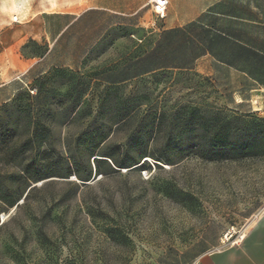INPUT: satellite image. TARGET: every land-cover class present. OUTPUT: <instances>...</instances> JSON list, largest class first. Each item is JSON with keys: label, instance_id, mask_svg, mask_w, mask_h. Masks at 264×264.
<instances>
[{"label": "rangeland", "instance_id": "374dc122", "mask_svg": "<svg viewBox=\"0 0 264 264\" xmlns=\"http://www.w3.org/2000/svg\"><path fill=\"white\" fill-rule=\"evenodd\" d=\"M213 1L157 19L148 0H0V57L25 41L34 64L0 89L20 88L0 104V264H188L264 209L262 86L193 60L186 27ZM248 1L241 39L264 51V0H235L243 18ZM36 121L48 142L21 146ZM224 125L242 129L233 150L214 141Z\"/></svg>", "mask_w": 264, "mask_h": 264}, {"label": "crops", "instance_id": "0c3cea01", "mask_svg": "<svg viewBox=\"0 0 264 264\" xmlns=\"http://www.w3.org/2000/svg\"><path fill=\"white\" fill-rule=\"evenodd\" d=\"M237 3V4H235ZM252 6V17L250 18V1H248V14L247 18H243L239 14V10L237 8L238 2L235 0H214L209 7L207 8V14L204 16L205 19H210V17L216 18L215 22L217 25L224 26L223 30L226 31L228 36H242L243 33L241 30L240 22H247V25L250 26V23L254 26L256 24L255 20V5L254 2ZM169 5V0H168ZM236 5V6H235ZM168 8V7H167ZM167 11V10H166ZM166 16V15H165ZM165 18V17H164ZM264 28V22H263ZM237 38V37H236ZM256 41V38L253 37V41ZM25 41H21L20 44H15V49L17 46V52H14L13 55L7 56V61L4 58L0 57V65L2 68L0 69V89L3 87H8L7 85L16 78H25L26 75L31 71L34 67V64L31 61V58L24 57L20 52L19 48L23 45ZM261 43L264 44V39L261 40ZM254 50L256 49L254 46L250 45ZM138 61V59L134 60ZM136 63V62H135ZM220 64V63H218ZM227 67L224 64H220ZM57 67V66H54ZM231 68V67H228ZM44 71H41L43 73ZM149 72L145 70L144 73ZM135 75L143 74L142 71L132 72ZM115 74H107L104 78L105 82H117L120 79L114 78ZM256 86H262V90L264 91L263 85H252L249 86V89L257 90ZM20 89L19 87L10 88L9 94L5 98L0 99V104L9 99L10 96ZM188 264H264V209L256 216V218L252 221V223L246 228L243 233V236L240 240L234 243H221V245L203 251L195 256Z\"/></svg>", "mask_w": 264, "mask_h": 264}, {"label": "trees", "instance_id": "16d2710c", "mask_svg": "<svg viewBox=\"0 0 264 264\" xmlns=\"http://www.w3.org/2000/svg\"><path fill=\"white\" fill-rule=\"evenodd\" d=\"M216 18L210 17L209 25H201L198 22H190L186 28L190 29L193 27H197L201 34L198 35V47L200 48L199 53L193 57V60L202 56L204 54H210L216 63L224 64L227 67H231L242 74H244V83L248 84V86L263 85L264 86V51H258L257 49H253L246 42L241 39V36H228L227 32L223 31L224 26L217 25L215 22ZM186 29H180L181 32H185ZM237 37V38H236ZM264 45V44H263ZM154 49L148 52L145 55V58L150 57ZM151 53V54H150ZM58 69V68H56ZM62 70H57L56 72H60ZM117 82H107L109 84H116ZM75 106L70 109H74ZM260 121L264 124V119H260ZM35 124L32 133L29 138L24 140L21 146L24 147H40L48 142L45 135L40 132V128H42L41 123L36 121L33 122ZM241 129V128H240ZM236 128L231 130L226 125L222 126V128L215 129L214 131V141L221 140V144L223 146H229L230 150L236 148L237 144L235 142H230V137L232 136V131H241ZM105 137L96 136L91 138V142L98 145L103 141ZM27 144L31 146H26ZM27 149V148H26ZM110 158V156H108ZM97 162V161H96ZM168 162V160H167ZM84 180V179H83ZM8 197V198H6ZM3 199H9V196H3ZM9 206H13L15 204V200L6 201Z\"/></svg>", "mask_w": 264, "mask_h": 264}, {"label": "built area", "instance_id": "2783aa9c", "mask_svg": "<svg viewBox=\"0 0 264 264\" xmlns=\"http://www.w3.org/2000/svg\"><path fill=\"white\" fill-rule=\"evenodd\" d=\"M147 4L150 6V8L153 11L154 16L157 19H163L166 15V10L168 7V0H148ZM243 236V233L238 236L237 239L233 240L230 243L237 242L240 240Z\"/></svg>", "mask_w": 264, "mask_h": 264}, {"label": "bare ground", "instance_id": "6f19581e", "mask_svg": "<svg viewBox=\"0 0 264 264\" xmlns=\"http://www.w3.org/2000/svg\"><path fill=\"white\" fill-rule=\"evenodd\" d=\"M52 2V4L54 3L53 0H50ZM12 19H17L16 16H13Z\"/></svg>", "mask_w": 264, "mask_h": 264}]
</instances>
